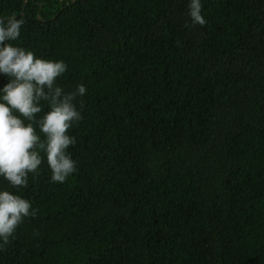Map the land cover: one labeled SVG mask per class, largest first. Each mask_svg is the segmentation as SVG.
<instances>
[{"label":"trees","instance_id":"1","mask_svg":"<svg viewBox=\"0 0 264 264\" xmlns=\"http://www.w3.org/2000/svg\"><path fill=\"white\" fill-rule=\"evenodd\" d=\"M201 3L203 26L187 0H0L87 88L77 171L29 175L0 264H264V0Z\"/></svg>","mask_w":264,"mask_h":264},{"label":"clouds","instance_id":"2","mask_svg":"<svg viewBox=\"0 0 264 264\" xmlns=\"http://www.w3.org/2000/svg\"><path fill=\"white\" fill-rule=\"evenodd\" d=\"M186 8L193 25L206 23L201 0H187ZM24 23L23 16H0V76L7 78L0 86V178L16 190L0 187V250L25 218L37 214L31 200L18 193L27 187L30 174L38 175L42 161L49 183L62 184L77 171L69 151L76 144L71 129L83 119L79 98L87 91L83 83L72 91L57 83L67 70L63 60L41 58L13 43Z\"/></svg>","mask_w":264,"mask_h":264},{"label":"water","instance_id":"3","mask_svg":"<svg viewBox=\"0 0 264 264\" xmlns=\"http://www.w3.org/2000/svg\"><path fill=\"white\" fill-rule=\"evenodd\" d=\"M24 1H26V0H24ZM39 17H40V15H39Z\"/></svg>","mask_w":264,"mask_h":264}]
</instances>
